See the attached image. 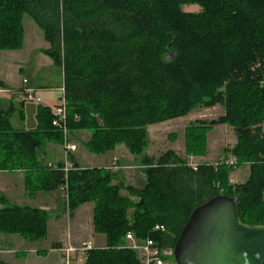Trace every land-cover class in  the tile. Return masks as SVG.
I'll return each instance as SVG.
<instances>
[{"label":"trees","instance_id":"trees-1","mask_svg":"<svg viewBox=\"0 0 264 264\" xmlns=\"http://www.w3.org/2000/svg\"><path fill=\"white\" fill-rule=\"evenodd\" d=\"M189 2L201 12L182 11ZM24 15L42 29L49 43L43 51L62 70L67 130L90 131L84 144L91 153L124 143L140 155L145 126L198 105L221 104L224 114L212 123L229 124L236 134L228 152L233 165L225 157L192 167L171 150L144 154L146 182L136 188L73 158L66 175L63 162L42 164L44 142L63 143L48 107H38L34 130L13 129L9 113L0 112V170H24L29 194L66 185L70 212L93 202V230L105 235V247L88 250L79 264H140L123 244L128 232L173 251L190 211L219 194L238 200L244 222L264 223V0H0V50L22 46ZM209 130L201 121L185 128L189 156L205 154ZM243 164L248 179L230 182ZM0 203V233L46 236L44 210L1 195Z\"/></svg>","mask_w":264,"mask_h":264},{"label":"rangeland","instance_id":"rangeland-1","mask_svg":"<svg viewBox=\"0 0 264 264\" xmlns=\"http://www.w3.org/2000/svg\"><path fill=\"white\" fill-rule=\"evenodd\" d=\"M181 10L184 12H190V13H199L202 10V7L200 4L195 2H189V3H183L181 5ZM25 16V15H24ZM23 16V17H24ZM29 16V15H28ZM29 18H31L29 16ZM29 20V19H28ZM24 21V27L26 31V45L24 48L22 46L16 50H20L19 52L7 53L5 55L6 58H0V65H3V68L0 70V75H4L6 77L5 83H7L10 87L11 86H17L19 83H21L22 77H26L29 80L30 86L27 88H31V85L33 84H49L51 83L52 86H61L63 83V75L62 70L60 67L55 65L52 62V59L50 56L45 54V52H42L39 50L44 46V44L47 43L43 36L42 29L37 26V32L33 34V36H30L28 32V26H27V19ZM23 27V25H22ZM23 44V43H22ZM47 45H49L47 43ZM38 50V52H37ZM1 51V50H0ZM12 51V50H10ZM14 62V61H17ZM8 63H11L8 65ZM20 66V68L18 67ZM1 68V67H0ZM32 89V88H31ZM23 94V93H22ZM20 96L21 93H20ZM35 96H38L40 98V102L46 103V101L49 102H56L57 98H62V90L57 92L56 90H43L40 92H36ZM48 96L49 99H46L45 97ZM22 100V99H21ZM19 97L14 99L13 94L10 93H0V109H7L9 111V123L11 126L14 127H22L23 129L27 130H34L36 129L38 125L37 120V113H38V107L39 105L36 103V101L33 100H24L23 104L18 103ZM12 105V106H11ZM53 109L55 107L54 104H50ZM224 114V108L221 104H216L214 106L208 107L205 105H198L194 107L187 115L176 117L173 119H169L163 122H158L154 124H150L145 126L146 131V145L143 149V153L140 155H137L135 153H132L128 150L126 145L124 143L117 144L114 149L115 152H120V150L123 149L124 156H122L121 161H124V164L127 162L128 164H132V167L130 169H120L117 168V160L118 158H113L112 161H110L108 164H106L105 168L108 170L111 174H113L114 178L112 180V183H123V184H129L136 188H141L144 186L146 182V172L144 169V164H142V158L144 154L148 156H159L163 152L166 151H173L179 156H181L183 159L187 160L188 163L193 164H199L203 161H207L209 163H215L217 165V162L223 158L230 157L228 152L232 148V146L236 143V134L234 131V128L229 124H220V123H212V121H216L219 116ZM205 122L206 126L210 128V130L206 134V152H209L206 159H199L197 157L199 156H189L186 153V147H185V139H184V130L189 125H196L197 122ZM75 133L82 132L81 139L79 140V146L80 148H86L85 144L82 143V140H84L87 136V133L90 134V131L87 130H76ZM69 136V135H68ZM87 139V138H86ZM85 139V140H86ZM49 142L45 141L44 143ZM57 144V143H56ZM60 145V144H59ZM63 147V143L61 144ZM121 146V149L116 151V148ZM42 148V147H41ZM40 148V149H41ZM39 149V150H40ZM87 149V148H86ZM110 150V151H112ZM63 151L65 152L64 148ZM87 157L84 159V163H86L87 166L91 165H97L98 161L102 157H100L101 154H94L90 153V151L87 149ZM109 152V151H107ZM105 152V153H107ZM123 152L119 153L122 155ZM131 156L132 163L129 160H126V155ZM128 157V156H127ZM122 165L123 163L120 162ZM119 166V165H118ZM236 168H242L245 173L248 172V166L240 165ZM234 170V169H233ZM232 170V171H233ZM127 176L125 177V172ZM122 175L123 177L119 178V176ZM243 178H238L236 176V173H233V180L234 183H237L236 180H242ZM121 192L123 194H127V191L122 187ZM62 199L65 203V213L69 215L70 217L74 214V211L70 212L67 198L64 196V193L61 191ZM93 203V202H87ZM77 209V208H76ZM80 213H82L84 222L86 221L87 225L89 226L92 224L93 221L91 214L92 210L87 205L83 207L81 210H79ZM131 212V211H130ZM4 234V233H0ZM5 235H13V234H5ZM13 238H20L24 241H26V244L29 246L34 245L38 248L35 252L40 254V259L35 260L33 257H31L32 253L27 252V249L22 250L19 248L20 246L18 243L13 242L14 249L13 250H7L4 249L5 252H12L13 254H16V258L18 261L13 263H7V264H50V263H57V264H65L63 251H61V258L62 262H59V254L58 253H50L48 252L47 242L49 241V238L51 235H47L44 238L38 239L36 241H30L25 240L19 235H13ZM79 236V235H78ZM77 236V237H78ZM76 239L71 240L70 242L76 246H81L82 242L85 240ZM69 240V239H68ZM67 240V242H68ZM66 244L63 245V247L67 246ZM126 240L124 241V246L126 245ZM42 250V251H41ZM2 248L0 247V254L4 252ZM41 251V252H40ZM166 257L165 264H175L174 258L171 257L172 251L170 249H166ZM4 252V253H5ZM40 252V253H39ZM46 252V253H45ZM87 254V252H86ZM85 254V259L86 255ZM42 255V257H41ZM47 255V256H46ZM45 256V258H44ZM173 256V255H172ZM28 257L27 261H24ZM84 259V261H85ZM82 261V262H84ZM81 261H78V259H74L70 262V264H79L82 263ZM1 264V259H0Z\"/></svg>","mask_w":264,"mask_h":264},{"label":"crops","instance_id":"crops-1","mask_svg":"<svg viewBox=\"0 0 264 264\" xmlns=\"http://www.w3.org/2000/svg\"><path fill=\"white\" fill-rule=\"evenodd\" d=\"M27 19V26H28V32L30 36H33L34 33H36L38 30L37 24L29 18L28 15H25L23 17V20ZM29 19V20H28ZM23 25V44L22 48L25 47L26 45V31L24 27V21L22 22ZM37 29H36V28ZM37 30V31H36ZM48 43V42H47ZM44 44L41 50L44 52V49L49 48V45ZM49 44V43H48ZM20 50L16 51H10V50H1L0 51V58H6L5 55L7 53H12L14 54L15 52H19ZM38 52V50H37ZM18 63L17 61H14ZM53 62V60H52ZM20 63V61H19ZM18 63V65H19ZM11 63H8L10 65ZM0 70L3 68V65H0ZM20 68V66H18ZM62 72V71H61ZM1 74V73H0ZM63 75V74H62ZM23 79L26 80V82H23ZM6 77L4 75H0V93H10L13 94L14 99L19 97V102L20 104H23V100H21L20 93L22 95L24 89H26L28 86H30L29 80L26 77H22L21 83L17 86H9L7 83H5ZM31 88L35 91V93L43 91V90H51L54 91L56 90L59 92L63 88V83L61 86H52L51 83L49 84H33L31 85ZM46 99H49L48 96L45 97ZM60 98H57V101L54 103L52 102H47L42 103V102H36L39 106H45L48 107L51 111L53 110V107L50 104H54L53 106L56 107L59 104ZM12 106V105H11ZM0 112H8L7 109H0ZM9 119V115H8ZM13 129L17 130H27L23 129L22 127H14L11 126ZM82 132H71L69 133L68 140L70 143L75 144L76 148L73 151L69 152H64L63 147L60 144H56L53 142H46L40 150L37 152V159L42 163V164H47L48 166H55L59 162H64L65 159H68V161L71 163L70 159L73 158L79 165L80 168H86V167H106V164H108L110 161L113 160V158H118L117 160V168L120 169H130L132 167V164H128L127 162L124 164V161H121V157L124 156V151L121 149V146L116 148V151L119 149L120 152H115V150L109 151L107 153L101 154L100 161H98L97 165H91L87 166L86 163H84L85 157H87V152L86 148H80V144L78 143L79 140L81 139ZM90 134L87 133V136ZM88 139V137H86ZM85 138V139H86ZM82 140V143L84 144L85 141L87 140ZM122 153L119 154V153ZM91 153V152H90ZM124 154V155H123ZM209 152H205L204 155L199 156L197 158L199 159H206L208 156ZM230 157H233L230 153H228ZM89 155V154H88ZM147 155H150L147 153ZM128 156V157H127ZM126 160L133 162L131 159V156L126 155ZM120 162L123 164L121 165ZM205 163H209L207 161H203ZM202 163V162H201ZM215 164V163H214ZM119 165V166H118ZM243 166H248V172L245 173L242 168H235L233 171L230 172L229 174V181L234 183L235 181L233 180V173H236V176L238 178H243L242 180H236V182H244L248 179L249 177V165L248 164H243ZM125 172V171H124ZM125 177L127 176L126 172ZM123 177L122 175L119 176V178ZM61 189L58 190H37L32 193H28V191L25 189V172L22 169L19 170H0V195L5 198L6 203H11V204H17V205H24L28 206L30 208H38L41 210H44L47 214V235H51L49 238V241L47 242L46 248H48V252L50 253H58L59 254V262H62L61 258V248L63 247L64 244H66L67 240H76V239H81L85 241H90L94 247L97 248H103L105 247V235L104 234H99L96 233L93 230L92 224L89 226L87 225L86 221L84 222L82 213H80L79 210H81L83 207L86 205L93 209V203H84L77 207V209L74 210V214L70 217L65 213V203H64V198L62 199L61 196ZM1 205V203H0ZM92 217V214H91ZM79 235V236H78ZM78 236V237H77ZM13 235H5V234H0V247L4 251V249L7 250H13V242H17L18 245L20 246L22 250L27 249V252L32 253L31 257L35 260L40 259V254L36 253L35 251L38 250L37 247L31 244L29 246L26 244V241L20 239V238H13ZM58 244V245H57ZM57 246V247H55ZM5 252V251H4ZM0 254V259H1V264H7V263H13L18 261L16 258V254H13L12 252H5V253ZM46 253V252H45ZM47 256V255H46ZM42 257V255H41ZM45 258V256H44ZM28 257L24 260L27 261ZM26 264V263H23ZM50 264H57L55 263H50Z\"/></svg>","mask_w":264,"mask_h":264},{"label":"water","instance_id":"water-1","mask_svg":"<svg viewBox=\"0 0 264 264\" xmlns=\"http://www.w3.org/2000/svg\"><path fill=\"white\" fill-rule=\"evenodd\" d=\"M238 206L219 194L194 207L174 244L175 264H264V223L244 222Z\"/></svg>","mask_w":264,"mask_h":264},{"label":"built area","instance_id":"built-area-1","mask_svg":"<svg viewBox=\"0 0 264 264\" xmlns=\"http://www.w3.org/2000/svg\"><path fill=\"white\" fill-rule=\"evenodd\" d=\"M23 82H26L23 79ZM62 98L59 101V104L52 110V125L59 129L63 134V148L65 152L75 150L76 146L73 143H70L68 140V130L66 124V101L64 98V89L62 88ZM21 99L24 100H33L36 102L40 101L38 96H35V91L31 88H26L23 91ZM236 159L235 157H231L226 160V163L233 165L235 164ZM192 167L196 165L193 163H189ZM72 168L71 163L68 159H65L63 162L62 170L64 171L65 175L67 172ZM232 182V180H231ZM62 193L67 198V187L63 185ZM156 230H164L163 227L156 225ZM126 240V248L132 249L137 253L138 260L140 264H165L164 256L166 255L167 251L164 248H161L153 239L146 238V239H137L135 236L128 232L125 235ZM94 246L90 241H83L81 246H76L72 244L69 240L67 242V246L62 247L60 250L63 251V258L65 260V264H70V262L74 259H78V261H84L85 254L88 250L92 249Z\"/></svg>","mask_w":264,"mask_h":264},{"label":"bare ground","instance_id":"bare-ground-1","mask_svg":"<svg viewBox=\"0 0 264 264\" xmlns=\"http://www.w3.org/2000/svg\"><path fill=\"white\" fill-rule=\"evenodd\" d=\"M67 116V115H66ZM69 133V132H68Z\"/></svg>","mask_w":264,"mask_h":264}]
</instances>
